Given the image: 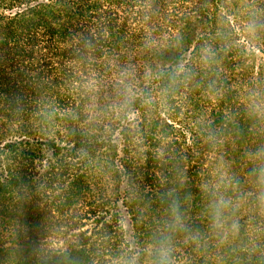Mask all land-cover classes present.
Masks as SVG:
<instances>
[{
	"label": "trees",
	"instance_id": "trees-1",
	"mask_svg": "<svg viewBox=\"0 0 264 264\" xmlns=\"http://www.w3.org/2000/svg\"><path fill=\"white\" fill-rule=\"evenodd\" d=\"M262 166L264 0H0V264H264Z\"/></svg>",
	"mask_w": 264,
	"mask_h": 264
},
{
	"label": "clouds",
	"instance_id": "clouds-1",
	"mask_svg": "<svg viewBox=\"0 0 264 264\" xmlns=\"http://www.w3.org/2000/svg\"><path fill=\"white\" fill-rule=\"evenodd\" d=\"M259 176L261 183H264V166L259 169ZM178 210V205L176 206ZM156 259L154 260V264H171L170 259V248L167 243L161 241L158 247L155 249Z\"/></svg>",
	"mask_w": 264,
	"mask_h": 264
},
{
	"label": "rangeland",
	"instance_id": "rangeland-1",
	"mask_svg": "<svg viewBox=\"0 0 264 264\" xmlns=\"http://www.w3.org/2000/svg\"><path fill=\"white\" fill-rule=\"evenodd\" d=\"M255 71H256V68H255ZM123 225H124V230H125L126 237H129L130 234L132 233L131 232V227L129 225V221L127 219H124Z\"/></svg>",
	"mask_w": 264,
	"mask_h": 264
}]
</instances>
